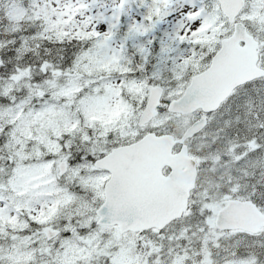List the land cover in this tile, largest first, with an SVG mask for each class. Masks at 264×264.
Wrapping results in <instances>:
<instances>
[{
  "label": "rangeland",
  "instance_id": "obj_1",
  "mask_svg": "<svg viewBox=\"0 0 264 264\" xmlns=\"http://www.w3.org/2000/svg\"><path fill=\"white\" fill-rule=\"evenodd\" d=\"M236 22L264 69V0ZM232 32L216 0H0V264H264V229L214 226L229 200L264 212V78L188 141L198 179L181 220L142 235L97 224L110 176L93 163L146 133L180 137L198 115L167 106ZM149 86L161 108L139 127Z\"/></svg>",
  "mask_w": 264,
  "mask_h": 264
},
{
  "label": "water",
  "instance_id": "obj_2",
  "mask_svg": "<svg viewBox=\"0 0 264 264\" xmlns=\"http://www.w3.org/2000/svg\"><path fill=\"white\" fill-rule=\"evenodd\" d=\"M218 2L230 23L244 6V0ZM241 42L245 43L243 47L239 46ZM257 47L258 44L247 34L246 28L242 24L235 25L234 35L222 41V48L214 57L210 69L203 76L195 77L189 91L186 90L188 94L185 92L181 100L172 102L168 111L189 114L202 110L212 113L234 89L264 77V71L256 67ZM229 49L242 59L235 56L232 62L228 58L227 62L217 66L219 55ZM149 90L147 105L139 117L140 127L158 114L156 109L160 105L162 89L150 87ZM206 126V119L194 123L179 141H174L171 136L156 137L150 134L138 143L117 149L97 161L96 167L111 173V179L105 187V204L97 212L100 217L98 224L117 225L120 233H142L152 228L162 230L181 218L187 210L190 191L194 188L196 164L188 157L186 147L177 155H172V148L197 135ZM166 166L172 170L167 178L161 174ZM215 226L220 231L241 230L256 235L264 227V215L250 201L231 200L217 213ZM54 236L48 235L49 239Z\"/></svg>",
  "mask_w": 264,
  "mask_h": 264
},
{
  "label": "trees",
  "instance_id": "obj_3",
  "mask_svg": "<svg viewBox=\"0 0 264 264\" xmlns=\"http://www.w3.org/2000/svg\"><path fill=\"white\" fill-rule=\"evenodd\" d=\"M256 204H261L259 199H254Z\"/></svg>",
  "mask_w": 264,
  "mask_h": 264
}]
</instances>
